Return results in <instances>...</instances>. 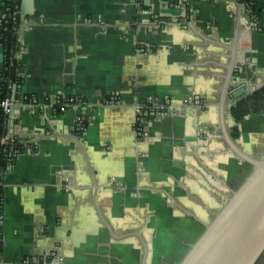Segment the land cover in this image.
<instances>
[{"label": "crops", "instance_id": "obj_1", "mask_svg": "<svg viewBox=\"0 0 264 264\" xmlns=\"http://www.w3.org/2000/svg\"><path fill=\"white\" fill-rule=\"evenodd\" d=\"M171 5L33 0L17 58L21 96L36 102L19 101L9 125L26 149L3 176L2 264L48 254L50 264H173L250 174L219 125L238 7L191 0L183 16ZM246 30L233 90L264 85V32ZM72 96L89 104L83 135L76 110L53 109ZM152 99L164 112L139 135L137 108ZM237 100L229 134L260 160L264 113L236 121Z\"/></svg>", "mask_w": 264, "mask_h": 264}, {"label": "water", "instance_id": "obj_2", "mask_svg": "<svg viewBox=\"0 0 264 264\" xmlns=\"http://www.w3.org/2000/svg\"><path fill=\"white\" fill-rule=\"evenodd\" d=\"M187 0H159V2L172 3L171 8H180L187 14L185 2ZM233 2L238 7V18L233 45L231 47L228 73L222 89L219 103V125L222 137L226 141L229 151L241 161L251 166V172L237 190L231 191V196L214 215L212 221L205 225L201 235L190 245L189 249L173 264H257L264 255V157L255 159L240 149L231 138L226 123V106L229 99H239L247 92H255L262 86L240 87L235 86L233 78L239 70V42L243 29H249L246 22H251L252 17L245 7L236 0ZM191 3V2H190ZM145 6H151V0H145ZM245 11V15H242ZM34 12L33 0H22L21 15L23 20L19 28V35H23L25 18ZM173 17V16H172ZM4 67L3 46L0 44V74ZM16 88L13 89L14 100ZM15 108V107H14ZM13 108V111H14ZM137 109H140L138 107ZM185 110V109H184ZM10 126H14V119H10ZM12 132V129H11ZM205 134L213 138L209 132ZM148 250L145 251V258Z\"/></svg>", "mask_w": 264, "mask_h": 264}, {"label": "trees", "instance_id": "obj_3", "mask_svg": "<svg viewBox=\"0 0 264 264\" xmlns=\"http://www.w3.org/2000/svg\"><path fill=\"white\" fill-rule=\"evenodd\" d=\"M239 4L245 7V10L249 12L252 17V22H257L261 26L262 32H264V18L262 9L256 5V0H236ZM191 0L185 2L186 11L192 15ZM22 0H7L4 5H0V44L3 46L4 54V67L0 74V215L2 214V203H3V176L5 173L10 171V165L14 167L16 160L19 155H21L26 147L22 144L17 143L9 134V125L11 116L5 114L1 106L2 102L7 98L12 99L13 89L16 88L14 101L17 103L21 98L20 88L23 84V77L20 74V64L18 62L17 55L20 52V41H19V28L21 25V10ZM181 10L180 8H178ZM17 11L15 15L14 12ZM3 13H6V17L2 18ZM155 21L163 23L166 17H155ZM236 88V87H233ZM28 99L25 104H34L36 102L35 96L27 95ZM78 97V96H73ZM81 98V97H79ZM86 101V99H83ZM109 100V99H108ZM47 104H49L47 102ZM65 107L64 103L60 100V103L56 104L53 109L57 114L62 113V108ZM142 111H146L144 114L148 119L153 120L154 116L150 112L163 113L164 109L157 105V100L152 99L143 108ZM264 113V87L259 90L239 98L234 105L231 107V114L236 121L243 120L246 116L250 114H260ZM140 122L136 126H140ZM89 125V118L86 115L84 120L85 130L87 132ZM135 126V127H136ZM143 129V126H142ZM75 135H82L83 132H79L76 127H74ZM141 135V134H139ZM238 133H234L233 136L237 137ZM4 141V143H2ZM17 151L18 154H14ZM12 159V163L10 160ZM3 237L1 234V224H0V264H2V243ZM40 264L42 263L41 258H39Z\"/></svg>", "mask_w": 264, "mask_h": 264}, {"label": "built area", "instance_id": "obj_4", "mask_svg": "<svg viewBox=\"0 0 264 264\" xmlns=\"http://www.w3.org/2000/svg\"><path fill=\"white\" fill-rule=\"evenodd\" d=\"M14 14L16 15L17 11H15ZM19 14H20L21 21H22V15H21L20 12H19ZM5 17H6V13H3L2 18H5ZM246 23L250 27L249 29L246 30L248 33L252 32V31H259V32L262 31L261 30V26H259V24L257 22H252L251 21V22H246ZM27 99H28L27 96H21L19 101H22L25 104V101ZM61 101L65 105V107L62 108V112H65L68 109H74V110H76L78 112L77 115H76L75 121H74V127H76L79 132H83L82 135L85 134L86 132H84V130H85L84 120H85V116L87 115L86 114V109L89 106L88 101H84L83 98L73 97V96L72 97H68V98H66L64 100H61ZM18 102L16 103L13 99H10V98H7L5 101H3L1 106H2L3 111L5 112V114H7L9 116H12L13 115V108L18 104ZM109 102H110L111 105H114V101H109ZM58 103H60V99H59ZM194 104H195V106H202L203 102L200 101V100H196L194 102ZM26 105H33V104H26ZM137 112H138V117L136 119V125L138 124V121L141 124H140V126L138 125L135 128H136V131L139 134H143V129H142L143 123L146 120H151V119H148L146 116H144V114L147 113L146 111L144 112L141 109H137ZM150 114L154 116V119L160 117V115H161V113H159V112L154 113L153 111L150 112ZM2 143H4V141ZM14 154H18V152L15 151ZM10 162L12 163V159L10 160ZM9 167H10V170H11L12 169V165H10ZM3 219H4V216H3V214H1L0 215V224L1 225H2ZM52 258H53L52 254L45 255L43 258H41V261H42L41 264H50L52 262V260H51ZM26 263L27 264H40V260H39V258H31Z\"/></svg>", "mask_w": 264, "mask_h": 264}, {"label": "flooded vegetation", "instance_id": "obj_5", "mask_svg": "<svg viewBox=\"0 0 264 264\" xmlns=\"http://www.w3.org/2000/svg\"><path fill=\"white\" fill-rule=\"evenodd\" d=\"M257 264H264V255L261 257V259L259 260Z\"/></svg>", "mask_w": 264, "mask_h": 264}]
</instances>
